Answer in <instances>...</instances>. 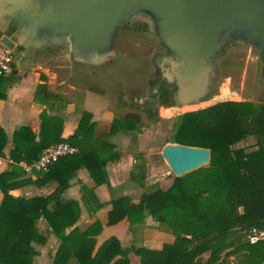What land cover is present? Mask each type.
Masks as SVG:
<instances>
[{
  "label": "trees",
  "instance_id": "1",
  "mask_svg": "<svg viewBox=\"0 0 264 264\" xmlns=\"http://www.w3.org/2000/svg\"><path fill=\"white\" fill-rule=\"evenodd\" d=\"M42 93L45 99L59 98L46 85L39 86L36 97ZM41 121L39 133L30 127L15 132L10 154L13 164L0 173L4 195L0 205V264H34L39 255L37 247L46 245L51 234L60 242L53 264H69L71 260L77 264H131L130 253L138 256L141 264H231V258L237 264H264V241L253 245L248 239L254 228L264 230V103L227 101L182 115L167 143L208 149L210 164L176 177L167 190L158 185L147 188L138 203L128 197L112 200L106 225L127 220L133 226L151 216L175 238L160 251L126 249L111 238L93 256V250L83 245V238L98 237L104 225L97 221L82 230L78 225L80 203L63 195L85 169L94 181V187L83 189L86 206L89 209L97 203L91 214L103 208L95 189L109 183L106 166L112 157L84 151L95 139L96 123L91 122L90 113H84L76 134L68 139L62 138L60 118L43 113ZM143 126L141 115L127 113L114 119L107 136L134 134ZM248 139L255 141L254 150L234 148ZM8 143L0 127V158ZM59 143L76 146L79 152L61 158L37 180L27 177L19 163L32 164ZM138 168L131 179L144 187L146 171L142 165ZM51 182L57 186L48 196L16 198L10 194L27 185L43 187ZM41 220L47 222L48 231L39 227Z\"/></svg>",
  "mask_w": 264,
  "mask_h": 264
},
{
  "label": "water",
  "instance_id": "2",
  "mask_svg": "<svg viewBox=\"0 0 264 264\" xmlns=\"http://www.w3.org/2000/svg\"><path fill=\"white\" fill-rule=\"evenodd\" d=\"M144 12L174 54L180 95H204L219 57L235 42L264 62V0H0V38L13 51L66 44L75 63L98 69L118 58V31ZM162 157L169 173L182 177L210 164L211 151L166 144Z\"/></svg>",
  "mask_w": 264,
  "mask_h": 264
},
{
  "label": "crops",
  "instance_id": "3",
  "mask_svg": "<svg viewBox=\"0 0 264 264\" xmlns=\"http://www.w3.org/2000/svg\"><path fill=\"white\" fill-rule=\"evenodd\" d=\"M64 53H60L62 55L18 53L15 55L13 74L0 77V127L5 130L9 140L4 156L0 158V173L10 169L13 164L10 160L13 136L20 128L30 127L39 133L41 115L47 113L63 121L62 138L68 139L76 134L84 113H90L91 122L96 123L95 139L84 151L107 154L112 160L106 166L109 183L95 189L97 202L105 205L95 214H91L90 211L97 203L94 202V205L88 209L83 199V189L94 187V181L87 170L79 171L71 188L63 195L67 200L80 203L81 217L78 225L82 230L88 229L97 221L104 225L98 237H84L83 245L93 250V256L111 238L118 239L121 246L126 249L145 247L160 251L165 244H172L175 238L153 217L149 216L142 224L133 226L127 220L107 226L108 213L113 208V199L128 197L138 203L147 188L158 185L161 189L167 190L173 185L176 177L171 179L170 171H165L167 163L162 157V151L152 147L155 142L153 137H150V129L145 126L144 120V126L139 132L134 134L119 132L107 136L112 122L117 117L114 115L115 107L101 101L100 95L92 90L91 69L78 65L71 55ZM52 62L58 64L55 63L56 66H53ZM40 85H46L48 91L59 98L45 99V93L37 98L36 92ZM124 107L129 109L130 105ZM127 113L135 112L128 111L123 115ZM139 165H142L146 171V177L141 180L144 182V187L131 179L133 173L139 172ZM163 172H165L164 177H162ZM27 177L33 181L41 178L39 175H27ZM56 186V182L43 187L32 184L13 190L10 194L16 198L48 196L53 193ZM3 198L4 195L0 190V205ZM39 227L43 231H48L45 220L39 221ZM59 244L58 238L51 234L46 245L37 247L39 255L35 258L34 264H53ZM129 259L131 264H141L140 258L134 253L129 254ZM69 264H77V262L71 260Z\"/></svg>",
  "mask_w": 264,
  "mask_h": 264
},
{
  "label": "rangeland",
  "instance_id": "4",
  "mask_svg": "<svg viewBox=\"0 0 264 264\" xmlns=\"http://www.w3.org/2000/svg\"><path fill=\"white\" fill-rule=\"evenodd\" d=\"M131 32L124 30L119 33L116 42L121 55H118L115 61L104 67L91 69V88L100 95L101 101L115 107L113 109L115 116H121L128 111L141 115L145 126L150 129V137L152 136L155 142L152 147L155 149L163 150L172 137L179 118L186 113L196 112L227 101L250 102L256 105L264 103V72L258 53L249 47H238L227 51L218 60L216 82L213 93L207 101L185 106L181 109L162 108L158 122H155L156 116L153 117L148 115L149 113L141 111L140 104L143 100L126 109L124 106L128 103L127 100L133 101L135 96H129L125 99L124 91L127 94L139 93L150 77L149 66L153 56L147 54V48L143 47V41L139 39L145 34L139 31ZM127 34L132 36L131 43L126 40ZM61 52V50L52 49L38 55H59ZM64 52L65 55L68 54L67 49ZM127 52H131L133 55H122V53ZM143 53L146 54L142 55ZM55 63L58 64L57 62L51 64L56 66ZM234 148H244L249 152L255 149V141L248 139L237 144ZM166 170L170 171L167 164ZM162 174L164 177L165 172ZM171 177L173 179L176 176L171 175ZM241 211L243 210L241 209ZM234 259H228L229 263L237 264Z\"/></svg>",
  "mask_w": 264,
  "mask_h": 264
},
{
  "label": "flooded vegetation",
  "instance_id": "5",
  "mask_svg": "<svg viewBox=\"0 0 264 264\" xmlns=\"http://www.w3.org/2000/svg\"><path fill=\"white\" fill-rule=\"evenodd\" d=\"M139 31L144 33L145 36L139 37L142 42L143 47L147 48V54L153 55L150 59V73L149 79L146 81L145 85L141 88L139 93L127 94L125 93V99L129 96H135V99L132 101H128L126 105L133 106L136 103H139L140 100L143 102L140 104V109L143 112L149 113L150 116L160 117V109H181L185 106H191L199 103H203L207 101V99L212 95L214 85L216 82V78L213 80L212 85L208 88V90L204 93V95L199 98L194 99L192 95L183 96L179 94V87L176 82V70L173 68L172 60L173 53L169 50V48L157 37L156 26H155V18L152 14L148 12L142 13V15L129 24L127 27L122 28L118 31L117 36L114 40V55H121L117 49V39L119 37V33L121 31ZM133 33V32H131ZM127 42L131 43L132 36L126 35ZM238 47H248L243 43L235 42L230 45L219 57V59L224 55L227 51L231 49H235ZM251 48V47H249ZM58 49L62 52L68 51V54L71 55V51L68 45L53 43L47 45L41 49H29L25 50L24 48H20L14 51L15 55L18 53H34L40 54L44 53L48 50ZM253 49V48H252ZM256 50V49H254ZM257 51V50H256ZM61 52V53H62ZM258 53V52H257ZM143 53L142 55H145ZM122 55H133L131 52L122 53ZM218 59V60H219ZM260 60L261 68L264 72V62ZM218 64V62H217ZM190 79V78H189ZM190 80L187 81L188 84Z\"/></svg>",
  "mask_w": 264,
  "mask_h": 264
},
{
  "label": "built area",
  "instance_id": "6",
  "mask_svg": "<svg viewBox=\"0 0 264 264\" xmlns=\"http://www.w3.org/2000/svg\"><path fill=\"white\" fill-rule=\"evenodd\" d=\"M15 53L7 47L0 38V76H10L14 72ZM79 152V148L68 143H59L45 150L40 159L32 164L20 163L19 166L27 175H39L46 173L49 166L57 163L61 158L71 156ZM250 244H258L264 241V230L254 228L249 237Z\"/></svg>",
  "mask_w": 264,
  "mask_h": 264
}]
</instances>
